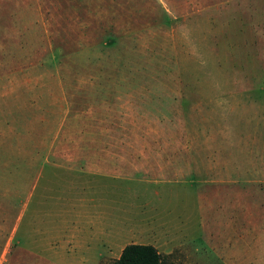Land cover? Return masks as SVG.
I'll return each instance as SVG.
<instances>
[{
  "label": "rangeland",
  "instance_id": "rangeland-1",
  "mask_svg": "<svg viewBox=\"0 0 264 264\" xmlns=\"http://www.w3.org/2000/svg\"><path fill=\"white\" fill-rule=\"evenodd\" d=\"M130 243L264 264V0H0V264Z\"/></svg>",
  "mask_w": 264,
  "mask_h": 264
},
{
  "label": "trees",
  "instance_id": "trees-1",
  "mask_svg": "<svg viewBox=\"0 0 264 264\" xmlns=\"http://www.w3.org/2000/svg\"><path fill=\"white\" fill-rule=\"evenodd\" d=\"M116 264H163V256L153 244L130 243L123 248Z\"/></svg>",
  "mask_w": 264,
  "mask_h": 264
},
{
  "label": "crops",
  "instance_id": "crops-1",
  "mask_svg": "<svg viewBox=\"0 0 264 264\" xmlns=\"http://www.w3.org/2000/svg\"><path fill=\"white\" fill-rule=\"evenodd\" d=\"M96 161L99 162H105L106 164L100 163L97 165H93L92 166V172L94 173H103V172H111L114 171V167L111 166V164H108L111 160L107 159V160H101V159H96Z\"/></svg>",
  "mask_w": 264,
  "mask_h": 264
}]
</instances>
